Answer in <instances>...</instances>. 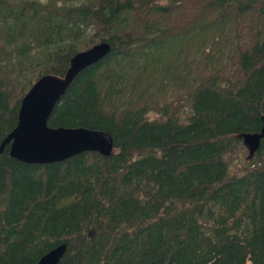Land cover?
Listing matches in <instances>:
<instances>
[{"label": "trees", "instance_id": "1", "mask_svg": "<svg viewBox=\"0 0 264 264\" xmlns=\"http://www.w3.org/2000/svg\"><path fill=\"white\" fill-rule=\"evenodd\" d=\"M103 42L49 126L115 153L39 166L7 146L0 264L65 243L60 264H264V140L249 160L240 139L264 123V0H0V146L37 81Z\"/></svg>", "mask_w": 264, "mask_h": 264}, {"label": "water", "instance_id": "2", "mask_svg": "<svg viewBox=\"0 0 264 264\" xmlns=\"http://www.w3.org/2000/svg\"><path fill=\"white\" fill-rule=\"evenodd\" d=\"M112 51V45L103 42L71 59L66 74L62 77L46 75L32 87L22 100L16 128L2 142L0 156L10 146V156L28 165H52L64 163L84 153H98L111 157L116 150L115 140L107 132L79 128H52L49 120L54 108L84 70L102 61ZM264 122V117H263ZM252 160L262 147V130L240 135ZM68 250L62 244L45 254L37 264H60Z\"/></svg>", "mask_w": 264, "mask_h": 264}, {"label": "rangeland", "instance_id": "3", "mask_svg": "<svg viewBox=\"0 0 264 264\" xmlns=\"http://www.w3.org/2000/svg\"><path fill=\"white\" fill-rule=\"evenodd\" d=\"M45 1V0H43ZM185 7H182L181 9H179L178 13L176 14V18L174 19L173 18H168L166 21H170L171 23H174V21H178L182 18L185 17V15L189 12V11H192L195 7V5L192 3V2H189V4H186L184 5ZM246 31V30H245ZM249 38V37H248ZM247 41V39L244 37L243 39H241V42H245ZM245 44V43H244ZM226 62V68L223 69L224 72H233L234 70V67L233 66H228L227 65V61L225 60ZM199 72H202L203 74H210L212 73L210 69H206L205 67L202 69V70H199ZM174 93V90H168V91H165V93H163L162 95H156L155 98L157 99H163V100H167V101H172V95ZM248 152V151H247Z\"/></svg>", "mask_w": 264, "mask_h": 264}]
</instances>
